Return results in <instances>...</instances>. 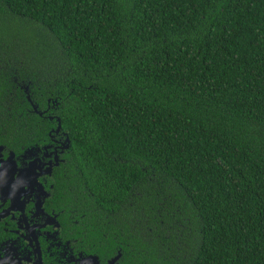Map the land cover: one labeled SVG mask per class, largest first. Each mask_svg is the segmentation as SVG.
<instances>
[{"label":"trees","instance_id":"obj_1","mask_svg":"<svg viewBox=\"0 0 264 264\" xmlns=\"http://www.w3.org/2000/svg\"><path fill=\"white\" fill-rule=\"evenodd\" d=\"M58 124L56 205L86 239L264 264V0H0V144Z\"/></svg>","mask_w":264,"mask_h":264},{"label":"flooded vegetation","instance_id":"obj_2","mask_svg":"<svg viewBox=\"0 0 264 264\" xmlns=\"http://www.w3.org/2000/svg\"><path fill=\"white\" fill-rule=\"evenodd\" d=\"M49 140L19 150L0 144V264H140L86 239L57 208L54 172L65 161L64 137L58 131Z\"/></svg>","mask_w":264,"mask_h":264},{"label":"water","instance_id":"obj_3","mask_svg":"<svg viewBox=\"0 0 264 264\" xmlns=\"http://www.w3.org/2000/svg\"><path fill=\"white\" fill-rule=\"evenodd\" d=\"M24 93L26 94V99L27 101L31 104V106L33 107V110L38 112L39 114H41V112L37 111L36 110V104L31 100L30 98V95H29V92H28V88L27 87H24ZM54 132H58L59 131V124L57 125V127L55 129H52ZM68 144H67V138L64 139V142H63V148L62 149H65L67 148ZM2 149V147L0 146V150ZM114 260V259H113Z\"/></svg>","mask_w":264,"mask_h":264}]
</instances>
